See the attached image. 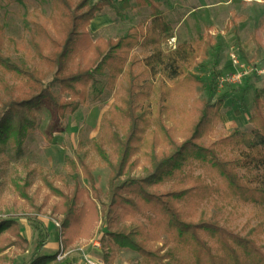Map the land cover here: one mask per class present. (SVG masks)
<instances>
[{
  "label": "trees",
  "instance_id": "1",
  "mask_svg": "<svg viewBox=\"0 0 264 264\" xmlns=\"http://www.w3.org/2000/svg\"><path fill=\"white\" fill-rule=\"evenodd\" d=\"M50 1L54 31L37 26V65L17 63L8 56L5 28L0 24V156L8 147L23 156L28 135L36 128V112L45 104L54 107L58 120L65 119L88 102L91 92L101 93L100 77L106 78L107 89L116 95L114 105L101 118L92 147L76 160H65L73 185L60 186L56 179L41 174L48 198L57 200L50 207L52 214L63 216V248L90 239L102 220L109 244L139 254L143 264H264V247L257 240L203 216L197 218L188 208L193 199L220 196L219 185H206L201 176H191L188 187L177 181L189 165L211 160L226 187L223 196L264 207V88L255 93V114L250 120L253 131L234 130L220 140L222 146L240 154L220 160L217 151L202 141L223 121L224 105L222 99L211 102L214 83H204L193 72L202 48L183 42L165 53L161 41L173 38V29L154 0H135L138 7L152 10L146 31L131 27L116 40L97 41L89 32L93 21L106 8L122 17V11L132 8V0H121L120 7L115 0L94 5L92 0ZM259 27H264V18ZM253 41L257 49L252 61H258L264 45L256 35ZM143 44L152 49L141 61L132 51ZM241 53L248 60L244 49ZM206 85L210 86L209 99H196V89ZM180 97L186 104L175 121L173 107ZM139 154L146 167L142 176L135 177L131 173L140 162L135 159ZM93 157L110 170L107 205L102 204L96 188ZM241 170L246 172L244 176ZM31 175L11 181L17 196L26 203L33 202ZM80 176L90 182V190L81 185ZM170 182L171 190L161 191L160 187ZM138 216L144 217L147 225L138 222ZM20 219L0 218V256L11 247L28 250ZM162 235L166 236L164 244L159 242ZM43 245L29 264H60L59 254L41 255Z\"/></svg>",
  "mask_w": 264,
  "mask_h": 264
},
{
  "label": "rangeland",
  "instance_id": "2",
  "mask_svg": "<svg viewBox=\"0 0 264 264\" xmlns=\"http://www.w3.org/2000/svg\"><path fill=\"white\" fill-rule=\"evenodd\" d=\"M100 0H92L91 5ZM158 4L165 20L173 29L172 37L176 46L188 42L200 46L202 52L193 72L204 83H214V91L210 97V86L198 87L195 98L211 99L212 103L223 100L221 113L223 121L203 138L209 148L217 151L218 159L234 158L240 154L237 149L224 147L220 140L228 137L234 130L252 132L250 123L255 114L254 97L257 90L264 88V49L258 61H252L256 53L253 36L260 38L264 45V27H259L264 18V0H154ZM118 7L121 0H115ZM132 8L122 11V17L116 10L106 8L91 24L89 32L94 41L103 39L116 40L126 34L131 27H140L146 31L153 19L149 7H138L132 0ZM53 14L50 0H0V24L5 28V49L8 56L17 63L37 65L34 58V39L38 25L46 26L53 33L51 23ZM169 40L162 38L161 48L167 53L174 50ZM151 45L143 44L132 51V55L141 61L151 55ZM244 49L248 60L242 57ZM237 51L240 65H234L232 51ZM240 76L239 80L237 77ZM100 94L91 92L88 102L76 113L58 120L54 107L47 103L36 112V128L31 131L25 142L24 154L19 157L8 147L0 156V218L17 217L21 233L29 241L26 252L23 248L11 247L0 256V264H29L43 243L41 254L61 253V229L54 222L62 225L63 216L53 215L50 207L57 201L48 198V191L43 187L41 174L56 179L58 185L70 184L73 181L66 171V158L77 159L85 150L92 147V142L99 134L100 121L104 113L109 111L116 101L115 92L107 89L106 78L100 77ZM51 81V79L49 80ZM59 93V88H53ZM190 102V101H189ZM188 102V103H189ZM185 100L178 98L174 103L172 115L175 121L182 116ZM173 124V122H171ZM132 175L140 177L145 172L146 162L141 155ZM32 172V203L21 200L12 188V179H25ZM185 173L177 179L179 184L190 186L192 177L201 176L206 185L221 187V195L212 194L204 201L193 199L189 207L197 218L203 216L218 222L222 227L251 237L264 247V207L262 205L245 204L242 201L222 195L226 187L212 161L194 162L185 169ZM93 174L96 188L100 191L102 204L107 205L108 182L110 170L102 166L93 157ZM245 171H240L244 176ZM190 176V177H189ZM63 179V180H61ZM81 185L90 190V182L80 176ZM172 182L160 187L169 192ZM102 208V205H100ZM24 217L28 219H23ZM30 219V220H29ZM138 222L147 225L144 217L138 216ZM51 234V247L46 249ZM101 242L99 248L96 243ZM106 228L99 221L90 239L81 240L66 251H73L59 261L60 264H77V257L82 258L86 252L90 256L104 261V264H143L142 257L134 252L120 250L109 244ZM166 242V236L159 239ZM215 253L219 248L209 241ZM45 248V249H44ZM20 258L17 260V258ZM24 262V263H23Z\"/></svg>",
  "mask_w": 264,
  "mask_h": 264
},
{
  "label": "built area",
  "instance_id": "3",
  "mask_svg": "<svg viewBox=\"0 0 264 264\" xmlns=\"http://www.w3.org/2000/svg\"><path fill=\"white\" fill-rule=\"evenodd\" d=\"M169 44H170L171 46L175 45V44H176V40H175L174 38H171L170 41H169ZM176 47H177V46L175 45L173 48L176 49ZM231 59H232V62H233L234 65H240V64H241L240 56H239L238 52L235 51V50L232 51V53H231ZM237 78H238V79H239V78L241 79L240 76H238ZM240 79H239V80H240ZM54 223H55V225H56V228L61 229V224H60V222H59V223H58V222H54ZM100 246H101V242L99 241V243H98V242L96 243L95 247L99 248ZM72 252H73V251H68V250L66 251V250L63 248V246L61 245V253L58 255V260H59V261H64L65 258H67V256L70 255ZM82 259H83V263H84V264H104V261H102V260H98V259H96V258L90 256V255L87 254L86 252H83V253H82Z\"/></svg>",
  "mask_w": 264,
  "mask_h": 264
},
{
  "label": "crops",
  "instance_id": "4",
  "mask_svg": "<svg viewBox=\"0 0 264 264\" xmlns=\"http://www.w3.org/2000/svg\"><path fill=\"white\" fill-rule=\"evenodd\" d=\"M50 241H51V234H50L49 242H48V244H47L46 247H45L46 249H48V248L51 247V244H52V243H51ZM45 248H44V249H45ZM51 253H52V252H50L49 254L46 253V255H50ZM41 255L43 256V255H45V254H41ZM19 259H20V258L18 257L17 260H19ZM76 260L78 261L77 264H84V263H83V259H82L81 257H80V258L77 257ZM23 263H24V262H23ZM14 264H16V261H15Z\"/></svg>",
  "mask_w": 264,
  "mask_h": 264
}]
</instances>
